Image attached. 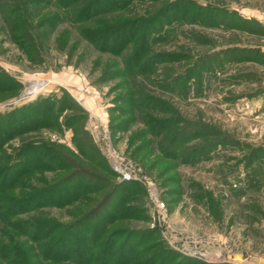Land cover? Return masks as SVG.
<instances>
[{
	"label": "rangeland",
	"instance_id": "374dc122",
	"mask_svg": "<svg viewBox=\"0 0 264 264\" xmlns=\"http://www.w3.org/2000/svg\"><path fill=\"white\" fill-rule=\"evenodd\" d=\"M181 1L201 7L196 12L198 20L190 21L188 14H177L189 7ZM168 3H176L170 7L175 21L168 19L169 11L165 12ZM39 11L48 20H57L62 15L53 5ZM204 16L219 20L215 23ZM105 20L111 24L127 21L136 25V36L147 28L151 53L180 57L160 63L155 71H134L137 72L134 76L127 75L122 58L130 56V46L118 54L103 52L79 33L98 29ZM47 24L48 29L38 30L39 53L26 54L8 38L0 18V70L21 84L13 96L0 94V114L15 112L39 98H66L65 94H69L73 105L68 104L62 114L61 128L59 122L44 125L48 122L44 115H39L41 120L37 122L30 120L33 115L24 114L19 117L21 124L12 121V135L2 138L1 162L14 161L21 146L34 148L33 156L37 159L34 166H39L30 168L19 181L24 188L10 191L16 197H27L60 181L71 182L73 177L74 183L80 176L85 180L96 178L93 183L96 190L83 193L88 200L65 208L40 206L18 217L54 221L64 227V233L66 227L77 225L83 214L103 204L115 185L124 184L126 193L116 199L124 200L119 214H125L104 226L107 233L121 229L131 233V247L137 243L133 246L135 254L128 256L135 258L141 250L154 256V261L177 264L176 253L191 258L199 256L192 244L198 241V251L205 256L202 260L209 263L219 262L215 254L221 252L219 247L212 249L211 243L227 245L235 253L243 250L247 256L257 254L264 258V214L255 220L251 217L254 207L264 213V186L259 192L250 189L243 169L249 148L264 146V64L247 61L251 58L249 51L264 52V0H131L103 16L94 15L81 25L67 19ZM252 55L253 60L264 59ZM165 78L170 87L163 85ZM132 82L139 84L149 99H158L163 104L160 109L152 105L153 109L145 112L156 120L170 118L178 122L168 133L178 127L201 129L185 141V148H205L210 144L211 148L192 163H180L159 149L156 139L162 136L141 135L145 130L138 119L141 111L129 100L138 98L137 93L130 92ZM34 84L39 87L33 89ZM54 113L50 112V116ZM68 114L77 117L72 127L63 124V117ZM74 128L79 138L94 144L103 160L101 165L100 160L93 161L91 153L85 159L79 152L83 145L75 143ZM133 134L139 137L130 143ZM151 140L156 146H146ZM88 142L84 150L88 149ZM196 194L221 200V221L215 222L206 206L193 200ZM109 212L105 208L95 214V219ZM69 231L72 236L78 233L77 229ZM98 232L101 234L103 230ZM123 238H118L111 250L119 248ZM178 239L185 241V248L173 244ZM113 263L110 259L107 264ZM184 264L197 263L188 260ZM246 264L257 263L249 260Z\"/></svg>",
	"mask_w": 264,
	"mask_h": 264
},
{
	"label": "trees",
	"instance_id": "16d2710c",
	"mask_svg": "<svg viewBox=\"0 0 264 264\" xmlns=\"http://www.w3.org/2000/svg\"><path fill=\"white\" fill-rule=\"evenodd\" d=\"M129 1L131 0L120 2L116 0H0V18L2 19L3 29L6 30L8 38L21 48L23 53H34L36 55L39 53L36 50H38L41 44H37L36 42V40L41 41V37L39 36L41 32L38 30L42 29L40 31H43L46 28L48 29L50 26H48L47 23H60L65 22L67 19V21H70L72 24L81 25L87 23L94 15L96 17L99 15L103 16L105 13L107 14L119 7H124ZM180 3L187 4L189 7L186 6L183 11L178 12L177 14L179 16L188 14L190 21L198 20L199 17L196 12L200 11L201 7L194 6L189 2L181 1ZM173 4L168 3L165 12L169 11L170 14L168 19L175 21L174 19L176 17L174 16L172 8H170ZM52 5L58 8L62 13L60 17H57V20L55 18H49V20L43 18V16H41L42 12L39 11V9H48ZM209 12L212 13L211 11ZM215 13L226 14L225 12L216 11ZM51 19L55 21H51ZM204 19L214 22L215 20H219L218 18H212V16H206V18L204 16ZM34 20H37L36 25L33 23ZM105 21V24L98 29L79 30V33L103 52L118 54L120 51L130 46V56H126L124 59L122 58L127 75L134 76V74H137V72L134 71H155L160 63H167L180 57L178 55L175 56L174 54H165L163 52L152 51L151 53V50L148 49V44L150 45V32L146 28L147 26L143 24H141V26H145L146 30L144 29L139 36H136L135 29L137 26L130 24V22L122 21L111 24L109 20ZM214 22L209 23L211 25ZM243 23H245V21ZM44 34L42 35L45 38L47 34L46 32H44ZM158 39L161 40V38ZM249 54L251 58L254 57L252 54H257V57L261 56L264 58V52L260 49L251 50ZM251 58L247 61L264 64V59L261 61ZM166 78L163 79L165 83L163 85L170 87L171 83H168ZM20 87L21 84L19 82L0 70V94L10 93V95L13 96L19 91ZM130 92L138 94V98L128 97L132 106L141 111L138 113V119L145 127L141 135L155 136L156 138L162 136L156 139L159 140L157 143L159 149L166 152L167 155H170L172 159L180 163H192L193 160L198 159L199 154L211 148V144L208 145L209 147L205 146V148H185V141L193 138L196 135V131H200L201 129L178 127L168 133L171 129L170 127L177 125V121L174 123L170 118L166 120H156L148 112H145L153 109L151 108L152 105L160 109L163 105L160 100L155 98L149 99L150 97L145 96V92H142L140 85L135 82H132ZM65 95L66 98L61 97L60 99L52 98V96L50 98H39L32 104L24 106L15 112L12 111L5 115L0 114V149L3 142L2 138H9L12 135L10 133L12 121H17L16 123L21 124L22 118L19 117L23 114L28 116L33 115L30 120H36L34 122L41 120L38 118L39 115H44L48 119V122L44 125L49 124L50 121H52V123L55 122V125L59 122V128H61L62 125L60 121L62 114L65 109H67L68 104H71V106L73 105V101L68 96L69 94ZM143 96H145V98H143ZM58 100H60V102H57ZM167 109L169 110V108ZM53 110L55 113L50 116V112ZM76 121L77 117L75 115L68 114L63 117V124L66 126L72 127V125L74 126L76 124ZM74 133L76 134L75 143L83 145L78 148L79 152L81 154L83 153L82 156L84 155L83 157L85 159L87 157L90 158L91 153L95 158L93 161H97L98 163L100 160L101 165L103 160L98 150L94 147V144L88 141L84 142V140H86L85 138H79L76 133V128H74ZM138 137V134H133L130 143L135 142ZM87 142L88 149L84 150V145ZM151 144L155 145V142L153 140L146 142V146H150ZM33 149L32 147H28V145L21 146L16 151L15 160L11 163H7V160L6 162H1L0 155V264H41L43 262L107 264L110 259L113 260V264H156V261H160L159 264H164L160 259L154 261V256L147 255L146 251L140 250V252L136 253L139 255L135 256V258L133 255L128 256L130 253L134 252L133 246L137 243V241L134 242L131 247V242L133 240L130 238L131 233L129 235V232L124 229L117 230L118 232L115 233H107V229L105 230V223L111 224L114 220L117 218L120 219L125 214H119L124 200L122 198L116 199L119 194L123 196V192L126 193L127 187H125L124 184L115 185L103 204H100L93 211L89 210L88 214H83L82 218L79 220L80 222L77 225L66 227L67 230L64 233V227L55 223L53 220V222H51L50 220H39L35 218L33 220H23L19 218L22 214L29 213L40 206L65 208L77 201H83L84 199L88 200L83 193L90 194L96 190V184H93L96 178L91 179L89 177L85 180L80 176V180L74 183L73 177L71 182L60 181L43 191H35L27 197L24 196L20 198L13 196L10 192L12 189L19 188L20 190V188L25 187L22 182H19L22 177L29 173L30 168L34 170L35 167L39 166H34L37 163V159L33 156ZM31 157H33L35 161L32 160ZM65 157V155H62V158ZM105 165L102 166L105 168ZM42 168L48 169L46 166H42ZM108 169H110V167ZM243 169H245V179H247L250 189L259 192L264 186V146H252L249 148L247 160H245V167ZM89 176L93 175L89 174ZM193 200H196L198 204L205 205L215 222L222 220L223 215L222 211H220V199H212L204 194H196ZM105 208H109L110 212L103 218L95 219V214L100 213ZM96 210L99 212L94 214ZM263 214L262 209L254 207L251 217L255 220L257 216ZM59 229H62L60 234L57 233ZM69 229L73 231L77 229L78 233L76 236L74 234L72 236ZM100 229L103 230L101 234L98 232ZM119 232L120 234H118ZM123 236L124 238L119 248L111 250V247L113 248L112 244H115L117 239ZM132 254H135V252ZM176 255L179 258L177 264H184L188 260L197 264H219L209 263L195 257L182 256L178 253H176ZM136 260H138V262H136Z\"/></svg>",
	"mask_w": 264,
	"mask_h": 264
},
{
	"label": "crops",
	"instance_id": "0c3cea01",
	"mask_svg": "<svg viewBox=\"0 0 264 264\" xmlns=\"http://www.w3.org/2000/svg\"><path fill=\"white\" fill-rule=\"evenodd\" d=\"M211 245L213 246L212 249H214L215 247H219L221 249V252H217L215 254L217 255V258L219 259V262H217L219 264L226 262L227 261L226 259H232V258H233L232 259L233 262H242L243 264H246L247 261L249 260L250 261L253 260V262L257 264H261L264 261L263 260L264 258H262V256L260 255L257 256V254H254V256H247L243 250L237 253L232 252V249L227 245L222 246L221 244H218V243H211Z\"/></svg>",
	"mask_w": 264,
	"mask_h": 264
},
{
	"label": "built area",
	"instance_id": "2783aa9c",
	"mask_svg": "<svg viewBox=\"0 0 264 264\" xmlns=\"http://www.w3.org/2000/svg\"><path fill=\"white\" fill-rule=\"evenodd\" d=\"M129 170V169H128ZM131 171V170H130ZM128 177V176H127ZM127 179V178H126ZM160 207H162V209L164 208V204L161 202V204H160ZM153 220H155V219H153ZM185 241H182V240H180V239H178L177 240V242H175V243H173L174 245H179L180 246V248L182 249V248H185V243H184ZM192 244H194V248H195V252H196V255L197 254H199V256L197 255V257L199 258V259H202V258H204L205 256L204 255H202V253H199V251H198V245L200 244V242H198V241H193L192 242ZM211 245V244H210ZM179 246H177L178 248H179ZM179 248V249H180ZM180 249V250H181ZM182 251V250H181ZM183 253V252H182ZM196 257V258H197ZM225 264H243L242 262H225Z\"/></svg>",
	"mask_w": 264,
	"mask_h": 264
},
{
	"label": "bare ground",
	"instance_id": "6f19581e",
	"mask_svg": "<svg viewBox=\"0 0 264 264\" xmlns=\"http://www.w3.org/2000/svg\"><path fill=\"white\" fill-rule=\"evenodd\" d=\"M38 85H39V84H34L33 89L38 88V87H39Z\"/></svg>",
	"mask_w": 264,
	"mask_h": 264
}]
</instances>
